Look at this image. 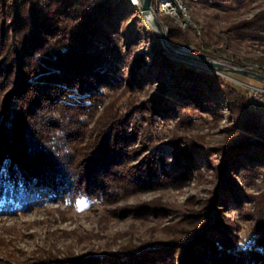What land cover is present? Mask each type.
Segmentation results:
<instances>
[{"label":"trees","instance_id":"16d2710c","mask_svg":"<svg viewBox=\"0 0 264 264\" xmlns=\"http://www.w3.org/2000/svg\"><path fill=\"white\" fill-rule=\"evenodd\" d=\"M125 10L143 18L130 0H0V101L8 94L0 116V158L6 156L10 165V180L0 190V211L10 208L11 213L28 209L36 200L68 193L78 199L86 192L102 190L111 180L127 177L123 165L136 152L130 148L135 136L144 135L148 143L143 146L149 144V150L156 146H152L154 137L145 134L149 131L142 130L140 120L135 121L131 113L112 114L101 125L87 128L88 110L110 87L112 77L116 79L112 72L123 74L135 48L129 33H125L127 48L120 43L119 17ZM151 31L153 61L145 66L143 54L134 61L130 76L138 84L157 78L165 85V95L151 117L192 103L202 108L210 99L214 105L205 108L215 111L223 92L239 119L232 130L261 136L238 143L227 151L226 161L231 169L239 159L243 175L248 180L256 177L264 168V104L255 107L248 89L243 91L220 74L169 57L160 35ZM167 36L175 48L184 38L178 26H171ZM63 137L68 142L66 153L60 143ZM78 143L79 148L72 149ZM202 152H177L176 165L168 167L165 155L152 151L149 161L134 165L140 167L137 177L142 182L170 178L181 166L185 171L196 166L194 156ZM243 193L237 183L228 184L223 196L231 198L233 209L244 216ZM257 210L252 227L255 239L245 247L239 245L242 226L221 207L217 221L188 243L170 246L158 256L140 252L119 257L112 264H174L177 256L180 264H264L263 201ZM204 216L212 220L211 211ZM40 264L100 262L48 259Z\"/></svg>","mask_w":264,"mask_h":264},{"label":"rangeland","instance_id":"374dc122","mask_svg":"<svg viewBox=\"0 0 264 264\" xmlns=\"http://www.w3.org/2000/svg\"><path fill=\"white\" fill-rule=\"evenodd\" d=\"M184 3L189 17L186 25L187 16L174 18L156 10V17L167 29L166 33L171 26L182 30L184 38L180 40L179 50L246 70V66H264V0H184ZM123 12L119 17L120 43L127 48L125 33H129L135 48L123 74L112 72L116 79L112 77L110 87L104 89L101 98L88 110L87 128L91 130L101 125L104 118L107 120L112 114L131 113L135 121L140 120L142 130L149 131L145 134L154 137L152 146L159 148L149 150V144L143 146L148 143L144 135H137L130 147L136 152L128 158L127 166L123 165L125 180L109 178L107 182L111 181L102 190L86 192L78 199L68 193L64 197L36 200L25 210L0 211V264H40L48 259L100 264L110 261L112 264L116 258L134 253L158 256L170 246L188 243L207 230L217 221L221 207L229 219L243 228L240 247L255 239L253 217L260 202H264V168L248 180L238 164L239 159L232 161L234 165L230 169L226 156L238 143L251 142L261 136L232 130L239 119L223 92L219 93L215 111L205 108L213 104L214 100L210 99L202 108L192 103L182 110H168L165 116L156 114L158 117L153 119L151 115L157 111L154 107L165 95V85L157 78L138 84L130 76L134 61L143 54L146 65L143 61L141 64L150 67L153 61L150 32H157L143 15L137 18L128 10ZM167 51L175 60L209 69L234 81L243 91L248 88L241 82L264 86L263 81L253 77L220 70ZM206 94L209 95L207 91ZM7 95L4 93L1 98L0 116L5 109L3 98ZM239 109H244L243 105ZM60 143L66 146L65 153L68 152L66 138H61ZM78 146L80 143L72 149ZM194 150L204 152L201 156L195 154L197 165H190L186 171L181 166L170 178H147L145 182L137 177L140 167L134 165L144 159L149 161L152 151L165 155L168 167H172L177 163V152L188 154ZM4 157L0 158V190L10 180L7 179L10 165ZM132 165L135 170L128 172ZM235 183L244 190L241 199L244 216L233 209L231 198L223 196L228 184ZM206 211H211L212 220L201 217ZM195 215L198 217H193ZM173 262L180 264L178 256Z\"/></svg>","mask_w":264,"mask_h":264},{"label":"water","instance_id":"95a60500","mask_svg":"<svg viewBox=\"0 0 264 264\" xmlns=\"http://www.w3.org/2000/svg\"><path fill=\"white\" fill-rule=\"evenodd\" d=\"M150 2H151V0H142L141 1V3H140L141 14L147 20V22L155 29V31L160 34L162 42H163L164 46L167 48V50H169L170 52H172L174 54H177L180 56H185L187 58L203 62V63L208 64L210 66L216 67L217 69H220V70H227V71L239 73V74H242L245 76L253 77L255 79H258V80L264 82V74H260V73L250 71V70H246L243 68H237L234 66H230V65H227L225 63L212 60L210 58H202V57L193 56L189 53H185V52L179 50L178 48L173 47L168 41L167 33H166V30L164 29V25L156 17Z\"/></svg>","mask_w":264,"mask_h":264},{"label":"bare ground","instance_id":"6f19581e","mask_svg":"<svg viewBox=\"0 0 264 264\" xmlns=\"http://www.w3.org/2000/svg\"><path fill=\"white\" fill-rule=\"evenodd\" d=\"M131 3L135 6H137L138 8H140V4L139 2L135 1V0H130ZM156 0H151V6L152 9L155 13V15L158 16V13H160V11L162 12H166L169 16L177 18L178 16H187V7L186 4L184 3V0H158V3H155ZM188 17V16H187ZM185 18V22L184 24L186 25L188 22V18ZM165 28H168L167 26H165ZM167 30V29H166ZM245 68L250 69V71H254L257 73H263L264 70V66H261L259 64H255L252 66H246Z\"/></svg>","mask_w":264,"mask_h":264},{"label":"built area","instance_id":"2783aa9c","mask_svg":"<svg viewBox=\"0 0 264 264\" xmlns=\"http://www.w3.org/2000/svg\"><path fill=\"white\" fill-rule=\"evenodd\" d=\"M137 2H139V4L141 3L142 0H135ZM250 70V69H247ZM260 74H264V70L263 73ZM243 84H245L248 88L249 91V99L250 102L256 107L259 105L264 104V86H256V85H251L245 82H241Z\"/></svg>","mask_w":264,"mask_h":264}]
</instances>
